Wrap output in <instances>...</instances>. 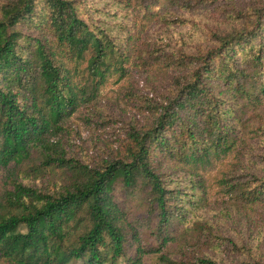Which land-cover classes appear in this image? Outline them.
Here are the masks:
<instances>
[{
  "label": "trees",
  "instance_id": "obj_1",
  "mask_svg": "<svg viewBox=\"0 0 264 264\" xmlns=\"http://www.w3.org/2000/svg\"><path fill=\"white\" fill-rule=\"evenodd\" d=\"M0 264H264V0H0Z\"/></svg>",
  "mask_w": 264,
  "mask_h": 264
}]
</instances>
